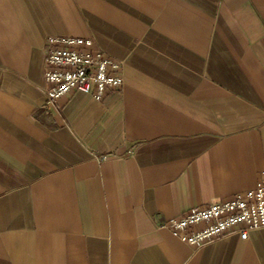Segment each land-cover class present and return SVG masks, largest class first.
<instances>
[{
    "label": "crops",
    "instance_id": "1",
    "mask_svg": "<svg viewBox=\"0 0 264 264\" xmlns=\"http://www.w3.org/2000/svg\"><path fill=\"white\" fill-rule=\"evenodd\" d=\"M60 34L123 84L48 102ZM263 171L264 0H0V264H264V227L196 247L165 226Z\"/></svg>",
    "mask_w": 264,
    "mask_h": 264
},
{
    "label": "built area",
    "instance_id": "2",
    "mask_svg": "<svg viewBox=\"0 0 264 264\" xmlns=\"http://www.w3.org/2000/svg\"><path fill=\"white\" fill-rule=\"evenodd\" d=\"M95 40L72 34L51 35L45 58L44 79L47 101L82 88L102 98L124 82L121 61L103 50H91ZM91 82L96 88H91ZM174 234L199 247L206 242L238 233L248 239L250 231L264 227V171L253 188L236 192L205 206H192L165 223Z\"/></svg>",
    "mask_w": 264,
    "mask_h": 264
}]
</instances>
